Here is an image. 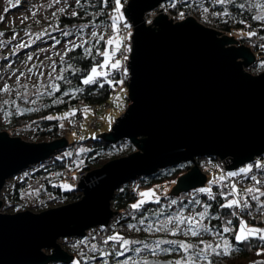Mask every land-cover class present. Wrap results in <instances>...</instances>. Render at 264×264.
Returning <instances> with one entry per match:
<instances>
[{"label":"water","instance_id":"water-1","mask_svg":"<svg viewBox=\"0 0 264 264\" xmlns=\"http://www.w3.org/2000/svg\"><path fill=\"white\" fill-rule=\"evenodd\" d=\"M175 1L130 0L124 8L134 30L131 103L112 130L98 136L112 143L129 139L139 150L83 175L79 201L41 213L0 211V264L72 263L74 255L59 240L107 226L118 212L112 208L117 189L131 180L191 161L194 166L170 193L179 195L206 185L198 157L215 156L235 170L264 154V72L245 71L256 62L255 53L192 17L175 23L162 13L147 25L148 14ZM68 142L66 137L27 142L0 132V210L8 180Z\"/></svg>","mask_w":264,"mask_h":264},{"label":"trees","instance_id":"trees-1","mask_svg":"<svg viewBox=\"0 0 264 264\" xmlns=\"http://www.w3.org/2000/svg\"><path fill=\"white\" fill-rule=\"evenodd\" d=\"M82 3L84 4V7L78 8L76 6L79 15L71 17L63 16L58 20V26L63 31L73 30L75 28L82 30L84 28H105L108 25H111V16L114 14L115 0H107V3H105L104 0H82ZM173 3H175L174 7L172 6ZM193 3V0H177L175 2H170L169 4H166L167 11L175 15L180 11H190L192 10L191 5L193 7ZM241 21H243V23H241ZM231 23L232 21H228L225 24H219V30L223 34L238 35L239 40L247 44L248 47H250L256 55V62L249 67L250 72L253 74L263 73L264 47L261 46L264 45V24L254 21L253 17L246 12H241V14L238 13L235 23H232L233 25H231ZM84 25H87V27H82ZM249 32H255L256 35L249 36L247 35V33ZM71 35L72 34H70L69 36H65L62 34L60 36L62 37V39H66L68 37H71ZM106 40V38L100 41H96L94 39L84 40L88 41V43L84 45V48L92 49L91 56L87 55L84 52V48H77L75 49V51L68 53V55L65 57V60L67 61V63H70L74 69L78 70L75 73H73L71 70L63 73L67 80L71 81V83L58 81L61 86V90L59 92L55 93V95L51 97L44 95L38 107L23 108V114L17 115L13 119V122H10V124L4 126L3 129L10 131L14 130L17 136L18 128L21 129L24 127L38 125V128L43 129V131H41V134L51 135L52 140L60 139L65 137V128L60 126L62 124V120H48L46 119L47 116H53L55 113L70 109H76L77 111L75 116H73V121L74 125H80L79 129L75 128L78 132H80L82 122L84 121V108L92 106L100 107L106 104H109L111 106L109 100L111 99L112 94L114 92H117L120 84H116L115 86L109 85L104 78H100V80L96 84H82V80L88 74L90 68L103 62L104 57L100 56L98 53L108 50L109 46L106 44ZM112 47L114 46H110V48ZM113 59H115V57ZM60 66L61 68L66 67V65H61V63ZM109 78L113 79L114 81L123 79V82H126V80L117 70L110 72ZM101 84H103V87L100 86ZM75 88H81L83 89V91L76 93L75 98H73L71 95L63 96V93L65 91H70L71 89ZM57 98H62L64 103L53 104L52 101ZM37 108L39 109L38 111L32 110ZM90 113L92 115L91 111ZM90 120L91 119H89L88 121V126ZM85 147H87L88 149L84 155L83 163L77 166V162L79 161L81 156V153H79V149ZM138 150V147L134 145L129 139H121L118 142L112 143L108 142L102 136H98L95 139H87L80 142L75 141L73 143L68 142L66 147L60 149L43 162L36 164L35 166H42L32 171L31 174L25 176L22 180L17 181L12 185L8 184V182L7 188L8 185H10L11 189L4 193V197L10 200V203L12 205L15 202H20L25 195L29 193L31 194L33 191H35V189H40L45 193L55 195L57 198H60L67 204L79 201L82 199L83 194L82 191L78 188V183L72 182L71 179L73 177L75 178L81 173L88 174L95 169L102 168L104 164L113 159L128 156L132 153L137 152ZM60 153H63L62 157H58ZM68 153H70L71 155H67ZM50 160H52V162L46 164ZM206 160H210L213 164L217 163V158L215 156L198 157L196 159V163L201 167L202 162ZM256 162L262 164L264 162V155L257 156ZM253 164L255 163H252V165ZM193 166L194 164L191 161L180 162L175 165L167 166L166 168L158 169L156 172L150 175L141 176L138 179L131 180L123 184L119 189H117L114 195V198L112 200V208L115 209V211H118V213H121L122 215L124 213L125 215H123L124 217H121L122 219L115 223L114 229L112 231H110L112 227L111 223H109L107 226H101L103 228L104 234L103 236H101L102 234H99L95 237L97 242L101 246H103L105 250H111L112 248H110V246H112V242H109L108 245H103L102 240L103 238H106V236L115 234L117 232L127 239L126 235L120 229L123 225L137 222L142 218L149 219L150 217L155 216L156 212L161 210H165L168 214H170L180 211L185 207H188L189 205L196 208L198 212L203 210V204L211 205L209 212L210 216L213 218L207 220L208 226L213 227L215 230H220L221 233H223V222L228 219H231L233 221V224L231 225V227L233 228H238L239 221L241 219L246 221L250 225H256L260 226L258 228H264L263 225H259L254 221L252 216L249 215V211H251L252 214L255 212V209L257 207L256 201H252L250 198L249 203L251 205V209H246L243 212H240V210H235L238 212V216L231 215V212L233 210L220 207L222 203H225V199L220 195V192L222 190L224 192L228 191V189H226L224 185L221 184V182L212 183L209 185L212 188V192L216 196L215 200H210L205 193H199L198 189L200 188H198L196 190L182 192L179 195H164L162 197H159V203H156L155 201H149L148 203L144 204L139 210H133L131 208L132 204L137 203L140 200L138 192L139 188L151 187L153 185H160L172 181L177 182L178 177L188 172ZM217 172L218 168L216 167L214 172L207 176L206 185L210 181L214 180L213 174H215L214 176H217ZM227 172H229V170H226L223 175ZM38 176H41L42 178L40 183L36 184L26 191L24 187L29 179ZM246 183V181L243 182L244 185H246ZM65 184L71 185V188L63 187V185ZM206 185L204 187H206ZM249 186L256 187L257 185H255L254 183H249L247 187ZM195 192L196 195L194 197L193 194ZM194 198L198 199L201 204L196 205L192 203ZM231 198V196L228 197V199ZM260 199H262V197ZM172 200H175L176 203L172 204ZM10 203L6 202L4 206L7 207L8 205H10ZM217 216L220 217V219L214 218ZM226 236L231 241L233 248L239 250L234 251L231 255L228 256H211L210 259L213 261V264H253L254 261H264V255H257V252L261 250V242L259 240L253 238L248 242L240 243L235 241L234 233H227ZM140 239L141 236L133 237L134 241H138ZM65 249L75 257L70 264H77L75 262H79V264H97V262L98 264H103V261L101 262L96 259H91L88 255L86 257L82 254L80 255L79 252L82 251V249H79L77 251H74L70 248ZM116 250H119V245H117ZM171 256V254L165 256L166 260H169L168 258H170ZM120 259L121 256H116L113 252V254L109 256L108 264H116ZM49 264L65 263L51 262Z\"/></svg>","mask_w":264,"mask_h":264},{"label":"rangeland","instance_id":"rangeland-1","mask_svg":"<svg viewBox=\"0 0 264 264\" xmlns=\"http://www.w3.org/2000/svg\"><path fill=\"white\" fill-rule=\"evenodd\" d=\"M192 1V0H191ZM193 7L191 5L190 11H180L176 15L167 11V6L165 3L162 4L155 12L150 13L149 16H146V21L148 26H153L154 19L159 16L160 14H165L168 18L173 19V22H179L181 17V13L185 12L188 15H193V17L205 27L215 29L222 33L219 30V24L227 23L228 21H232L235 23L237 19L238 13L246 12L252 17L257 15H264V8H258L256 5L264 4V0H228L227 3L221 5L217 3V0H193ZM15 3V0H12ZM243 4L244 7L241 8L240 5ZM122 5V0H121ZM124 7L122 6L121 11L124 15V21L126 20V16L124 14L125 3L123 2ZM60 8H64L65 11L61 13L59 11ZM7 9V11H5ZM207 9V11H205ZM73 11L77 12L76 7V0H60L59 3H55L54 0H20V3L12 7L9 4V0H0V17H3L0 20V33H3V36H0V88H3L5 84L11 86L13 91L9 93L0 92V132L7 131L12 136H16L14 130H6L3 129L4 126L13 122V119L19 115L16 112V108L11 104H3V101H15L16 104L19 105L21 109L23 108H31V107H38L39 103H41L43 96L37 97L34 95L36 92V88L33 86H39L40 82H47L48 81V73L51 71L49 65L55 61L57 70L55 74H60L61 66H60V59L61 56L64 55L65 47L68 46V41H75L77 44L80 41L93 39L91 36L92 32H97L100 34H104V29L101 27L96 28H84L78 29L75 28L73 30L63 31L58 26V20L63 16H73L71 13ZM33 12L35 15L33 16ZM227 12L228 15L224 13ZM184 14V13H183ZM219 14V15H217ZM254 21H257L253 19ZM259 23L264 24V21H257ZM231 23V25H233ZM120 26V25H119ZM82 30V31H81ZM64 32L72 34L71 37L66 39H62L60 35ZM44 33H48V35H44ZM37 34H42L41 39H36ZM69 34V35H70ZM134 34V32H133ZM132 34V35H133ZM68 35V36H69ZM228 35L230 37L234 36V38L239 41V43H234L235 46H241L242 44L248 46L247 44L241 42L239 40L238 35H231V34H221ZM15 36V38H13ZM122 36V35H121ZM59 40L60 43L56 44L55 41ZM125 41V40H124ZM123 41V43H124ZM24 43L28 45L27 47L20 48L19 45ZM130 43V41H129ZM127 45V43H126ZM110 49V46L108 50ZM59 53V55H57ZM118 53H116L117 55ZM115 55V56H116ZM31 56L32 59L29 60L28 57ZM116 59V57H115ZM114 59V60H115ZM131 59V56H130ZM42 62V63H41ZM122 63V61H121ZM33 65H41L40 68H33ZM32 68V72L29 73L28 69ZM43 71L44 75L41 77L39 72ZM245 71L250 72L249 68H246ZM264 72V71H263ZM21 73L25 75L21 77L19 82L17 81V77L20 76ZM259 75V74H253ZM129 79L124 81L122 85L118 87L117 92L112 94L109 103L111 104L110 108L105 111H102L101 114V121L102 126L98 129H93L88 126V121L91 119L92 115L89 113L87 117L84 116V121L82 122L81 131L78 132L75 128L77 125H74L73 116L68 117L67 119L62 120L63 127L65 128V137L68 139L70 143L73 142H80L82 140L87 139H95L104 132H110L112 130L113 125L116 123V119L119 118L123 113L126 111L128 106L130 105L129 97V86H128ZM19 84H26L28 96L25 98H21V95L25 92V89L19 88ZM126 84V85H125ZM40 91H44L43 88ZM119 96L121 99L117 101L115 98ZM36 99L37 103L35 105L28 103V100ZM127 107V108H126ZM73 109L62 111L55 113L53 116H63L65 113L71 112ZM6 112H10L11 115H6ZM2 128V129H1ZM43 131L42 128H38L36 126L24 127L21 129H17V137L27 141V142H50L53 141L51 135H43L41 134ZM83 137V139H80ZM95 137V138H93ZM87 151V147H85ZM81 153L79 161H83L84 155L86 153ZM63 153H60L58 157H62ZM264 155V154H263ZM262 155V156H263ZM256 158L245 165L238 167L235 170L229 171H238L241 167H246L248 164L256 163ZM220 159V158H218ZM52 160L48 161L46 164L51 163ZM45 164V165H46ZM42 165H33V167H29L28 169L20 172L19 174L13 176L8 180V184L12 185L17 181L22 180L25 176L31 174L32 171L35 169L40 168ZM218 168V172L216 173L217 176L223 175L225 172L224 169H220L218 163L213 164L210 160H206L202 162L201 169L205 172L208 176L212 174L215 168ZM228 170V169H226ZM215 174H213L214 177ZM175 181L169 183H163L160 185H153L151 187H141L138 189V192L148 191L151 189H155L156 196L162 197L164 195L170 194L173 190V187L176 185ZM209 182V181H208ZM211 182V181H210ZM210 182L207 183L206 187H209ZM225 183V182H224ZM222 182V185L224 184ZM10 185L5 186L3 190L2 199L5 203H10V200L4 197V193L11 189ZM198 189V188H194ZM191 189V190H194ZM190 190V191H191ZM139 199L141 197L139 196ZM155 201V200H151ZM0 210L3 213L14 214L20 211L30 210L35 213H41L43 211L67 205L63 200L57 198L55 195L50 193H45L40 189H35L31 194L25 195L22 200L18 203H13L8 205L7 207L4 206ZM115 211V209H113ZM183 213L185 216L193 215L195 212H198L196 208L192 206L185 207L184 209L173 212L168 214L165 210H161L156 212L155 216L148 218H142L137 222L129 223L123 225L120 229L126 235L128 240H133V237L141 236V239L138 240L140 243L131 245L132 248H141L142 251L140 253H136L134 251L127 252L124 256H121V259L116 264H121L122 261L126 259H132L137 261L148 260L149 264H159L158 262L165 261L168 254L172 256L168 258V261H175L181 259L183 252L179 249L178 245H169V244H161V249H169V251H160L157 250L156 255L152 254V250L156 247L157 241L162 240H177V241H184L187 243H198L200 239H203L209 243L215 244L217 242V238L209 233H205L202 237H191V236H184L183 233H178L177 235H172L171 231H156V228L160 227L162 222L166 221L170 217H174L180 213ZM123 215H125L123 213ZM121 213L116 212L111 220L112 227L110 231L114 229V225L117 221L124 217ZM143 220V223L140 221ZM205 225L208 226L207 220L204 221ZM129 225H135L136 227L130 228ZM252 227H260L256 225H250ZM262 226V225H261ZM170 228L172 226H169ZM102 234L103 236L104 231L103 228L94 227L88 230V233L83 238L77 237H67L62 238L59 240L61 245L64 248H70L74 251L82 249L80 251V255H84L85 257L88 255L91 259H96L98 261H104L105 259L109 260L108 257H103L100 255L99 252L93 253L91 251V246L93 244L97 245L98 248L104 249L97 240L96 236ZM222 235L226 236V234L221 233ZM227 237V236H226ZM228 238V237H227ZM134 241V240H133ZM147 245L148 247H145ZM112 248V246H110ZM46 252L50 253V250H45ZM107 251H113L107 250ZM78 261V260H77ZM94 262V260H93ZM97 262V261H96ZM77 263V262H75ZM98 264V262H97ZM131 264V262H130ZM200 264H206V262L201 261Z\"/></svg>","mask_w":264,"mask_h":264},{"label":"snow or ice","instance_id":"snow-or-ice-1","mask_svg":"<svg viewBox=\"0 0 264 264\" xmlns=\"http://www.w3.org/2000/svg\"><path fill=\"white\" fill-rule=\"evenodd\" d=\"M55 3H59L60 0H54ZM66 2V0H65ZM105 3H107V0H104ZM228 0H217V3L223 5L227 3ZM20 3V0H15V3L12 2V0H9V4L12 7L17 6ZM76 6L78 8L84 7V4L82 3V0H76ZM173 7L175 6V3L172 5ZM241 8L244 7L243 4L240 5ZM258 8H264V4H258L256 5ZM122 5H121V0H115V9H114V14L111 16L112 23L110 25L111 29L115 33L113 36L109 37L106 40V44L108 46H114L110 48L109 50L99 52L98 54L102 57H104V60L102 63L97 64L95 66H92L90 68V71L88 74L83 78L82 84L83 85H90V84H96L100 80V78H104L106 82L109 85L115 86L116 84H123V79L119 81H114L113 79H110V72L108 69H113V70H119L123 69L122 76L127 75V68L123 67L121 60L120 59H113L116 55V53H120L122 56V59L126 61L128 59L127 53H130L132 51V48L130 45H125L123 41L125 39H131V33L129 32L128 35L121 36L120 34V27L119 24L120 22L124 21V15L123 12L121 11ZM7 11V9H5ZM59 11L63 13L65 11L64 8H60ZM207 11V9H205ZM225 15H228L227 12L224 13ZM35 15V12H33V16ZM73 16L79 15L78 12L73 11L71 13ZM183 16V13L180 14ZM219 15V14H217ZM3 17H0V20H2ZM253 19L257 21H264V15H257L253 17ZM243 23V21H241ZM82 27H87V25H84ZM125 28H129L130 25L125 23L124 25ZM3 33H0V36H3ZM42 34H37L36 39H41ZM44 35H48V33H44ZM63 35L67 36L69 33L64 32ZM249 36H254L256 35L255 32H249L247 33ZM91 36L94 40L100 41L104 40L105 36L103 34L97 33V32H92ZM15 38V36H13ZM56 44H59L60 41L56 40ZM88 41H81V43L77 44L75 41H68L67 45L65 47L64 55L61 56L60 63L61 65H66V67H62L60 70V74H55L57 70V66L55 61L52 62L49 67L51 68V71L48 73V81L45 83L43 81L40 82L39 86L34 85L33 87L36 88V92L34 93L35 96L40 97V96H54L55 93L59 92L61 90V86L58 83V81H64L66 83H71V81L67 80L65 75L63 74L64 72L71 70L73 73L78 71L77 69H74L73 66L70 63H67L65 60V57L68 55V53L75 51L77 48H84V45L87 44ZM28 45L21 43L19 45L20 48L27 47ZM261 47H264L262 45ZM123 48V51L121 49ZM84 52L91 56L92 55V49L91 48H84ZM59 55V53H57ZM29 60L32 59L31 56L28 57ZM42 63V62H41ZM41 65H33V68H40ZM32 68H29L28 71L29 73L32 72ZM25 74L21 73L20 76L17 77V81L21 79ZM39 75L43 77L44 73L43 71L39 72ZM19 88L25 89V92L21 95V98H25L28 96L27 93V85L26 84H19ZM103 87V84L100 85ZM43 88L44 91H40V89ZM13 91L10 85L5 84L3 88H0V92L3 93H9ZM83 91L81 88H75L71 89L70 91H65L63 93V96H69L71 95L73 98H75L76 93ZM117 101H119L121 98L117 96L115 98ZM28 103H31L35 105L37 103L36 99H31L27 101ZM11 103L15 108L16 112L18 114H23V109L19 107L18 104H16L15 101H3V104L7 105ZM53 104L55 103H64L62 98H57L52 101ZM2 110V109H0ZM35 111H38L39 109H32ZM76 109H73L71 112L65 113L63 116H47L46 119L48 120H64L67 119L68 117L75 116L76 114ZM83 112L85 114V117L90 113V109L84 108ZM6 115H11L10 112H6ZM63 127V124L60 125ZM95 138V137H93ZM80 139H83V137H80ZM86 149L81 148L79 149V153H84ZM67 155H71L68 153ZM83 161H78L77 166L82 164ZM257 168L264 167V165H261L259 162H256L255 165ZM253 170V165L249 164L246 167H241L239 168L238 171H229L224 175L219 176L218 178H215L213 181L210 182L212 183H220L227 180H232V178L241 176L242 174L244 176H248L249 173H251ZM250 179L254 182L256 187H248L241 192L240 189L236 187V183H229L226 185L228 191L224 192L223 190L220 192V195L224 197L225 203H222L220 207L226 208V209H231L233 210L231 212L232 216H238V212L235 210H240V212H243L244 210L251 209V205L249 203V198L252 201H256L257 207L255 209L256 212L264 214V201H261V197H264V190H262V181L257 178L256 175H252ZM65 188H71V185H63ZM199 193H205L207 194L208 198L210 200H215L216 196L212 192L211 186L209 187H203L198 189ZM195 193L193 196L195 197ZM139 196L141 199L137 202L131 205V208L133 210H139L142 208V206L146 203H148L151 200H155L156 203H159V197L156 196L155 189H151L148 191H142L139 192ZM231 196V199H228V197ZM172 204H175L176 201L172 200ZM192 203L196 205H200L201 202L198 199H193ZM211 205L209 204H203L202 211L195 212L193 215L185 216L182 212L174 217L168 218L166 221L162 222L161 226L156 228V231H171L172 235H177L178 233H183L184 236H191V237H202L203 234L209 233L214 235L217 238V242L215 244L209 243L203 239H200L198 243H187L184 241H177V240H162V241H157L156 247L152 250V254L156 255L157 250L160 251H169V249H161L160 245L161 244H169V245H178L179 249L182 250L183 254L181 259L175 260L171 262V264H200L201 261L206 262V264H213V261L210 259L211 256L215 255L217 257L219 256H228L231 255L234 251H238L239 249H235L232 246L231 241L224 235L221 234L220 230H215L213 227H209L205 225L204 221L205 220H210V209ZM249 215H251V211H249ZM215 219H220V217H214ZM140 223H143V220L140 221ZM224 226L222 228V232L227 234V233H234V239L236 242L244 243L252 240L253 238L259 240L261 242V250L257 252V255H264V228H258V227H252L249 226V224L244 221L240 220L238 228H233L231 225L233 224V221L231 219L225 220ZM169 226H172L171 228ZM130 228L136 227L135 225H129ZM109 242H112V249L113 251H107L102 248H98L97 245L93 244L91 246V251L93 253L99 252L101 256L103 257H108L115 253L116 256H124L127 252L129 251H134L136 253H140L142 251L141 248H132L131 245L140 243L139 241H132L126 239L124 236H122L120 233H115L112 235L106 236V238H103L102 243L103 245H108ZM117 245H119V250H116ZM145 247H148L145 245ZM149 264L148 260H142V261H137V260H132L126 259L121 262V264ZM79 264V262H77ZM103 264H108V260L105 259L103 261ZM253 264H264V261H254Z\"/></svg>","mask_w":264,"mask_h":264},{"label":"built area","instance_id":"built-area-1","mask_svg":"<svg viewBox=\"0 0 264 264\" xmlns=\"http://www.w3.org/2000/svg\"><path fill=\"white\" fill-rule=\"evenodd\" d=\"M130 0H122V6L124 7L123 5V2L125 3V6L129 3ZM183 16L180 17L179 19V22L181 21H184L186 20L187 18H194L193 15H188L187 13L183 12ZM125 23H127L128 25H130V23L126 20V21H122L120 22V34L122 36H127L128 33L130 32L131 33V39H125L124 41V44L126 45H130L131 48H132V44H133V41H132V34L134 32L132 26L130 25L129 28H125L124 25ZM104 34H105V38L108 39L109 37L113 36L115 33L113 32V30L111 29V27L108 25L107 27H105L104 29ZM231 35H235V34H231ZM130 41V43H129ZM121 51H123V48L121 49ZM132 52V51H131ZM131 52L130 53H127V56H128V59L126 61H124L122 59V56L121 54L118 52V54L115 56L116 59H120L122 61V65L123 67H126L127 68V75H124L122 76L125 80L129 79L130 78V69L128 68V62L130 60V56H131ZM108 71L110 72H113V71H116V70H113V69H108ZM121 75H122V72H123V69H119L117 70ZM108 108H110V105L109 104H106V105H103V106H100V107H88V109H90V111L92 112V118L90 120V123H89V127L90 128H93V129H98L102 126V121H101V112L102 111H105L107 110ZM77 129L80 128V125L77 124ZM217 163H218V166L220 169H224L226 171V168L224 167V165L222 164V159H217ZM256 163L253 164V170L251 173L248 174V176H244L243 174L241 176H238V177H235V178H232V180H225L223 181V185L224 187L227 189L226 185H228L229 183H236V187L238 189L241 190V192H243L244 189L248 188L247 185L249 183H254L252 180H249L250 177L252 175H256L258 179H260L262 181V185H264V167H261V168H257L256 166ZM261 165H264V162L261 164ZM83 175H87L86 173H81L79 175H77V177H73L71 180L73 183H78L81 181V177ZM249 179H247V178ZM214 179L215 178H218L217 176H214L213 177ZM41 176H38V177H35V178H30L29 181L27 182V184L25 185V190H29L30 188H32L33 186H35L36 184L40 183L41 181ZM246 181V185L243 184V182ZM222 184V182H221ZM250 187V186H249ZM196 190V189H194ZM262 190H264V187H262ZM196 194V192H195ZM261 201H264V197H262ZM252 218L254 219L255 222H257L259 225H263L264 226V214L262 213H259V212H254L251 214Z\"/></svg>","mask_w":264,"mask_h":264}]
</instances>
